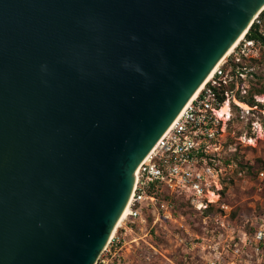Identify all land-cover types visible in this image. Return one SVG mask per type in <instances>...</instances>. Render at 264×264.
Wrapping results in <instances>:
<instances>
[{
  "label": "water",
  "instance_id": "obj_1",
  "mask_svg": "<svg viewBox=\"0 0 264 264\" xmlns=\"http://www.w3.org/2000/svg\"><path fill=\"white\" fill-rule=\"evenodd\" d=\"M264 0H0V264H94L142 160Z\"/></svg>",
  "mask_w": 264,
  "mask_h": 264
},
{
  "label": "built area",
  "instance_id": "obj_2",
  "mask_svg": "<svg viewBox=\"0 0 264 264\" xmlns=\"http://www.w3.org/2000/svg\"><path fill=\"white\" fill-rule=\"evenodd\" d=\"M259 31L264 36V22ZM264 52L262 39L244 37L232 53L219 64L213 77L188 102L136 169L128 213L94 264H129L125 253L127 234L144 211L155 207L161 196L181 195L201 212L217 213L212 236L199 254L205 264H254L264 254V216L251 223L249 230L236 228L230 218L232 205L224 200L222 181L230 167L222 159L226 129L219 109L229 98V88L238 90L245 78L236 65L259 58ZM246 70L247 68L244 67ZM225 89L221 102L219 91ZM236 102L237 100L234 99ZM238 103V102H237ZM264 178V169L259 172ZM208 213V212H207Z\"/></svg>",
  "mask_w": 264,
  "mask_h": 264
},
{
  "label": "rangeland",
  "instance_id": "obj_3",
  "mask_svg": "<svg viewBox=\"0 0 264 264\" xmlns=\"http://www.w3.org/2000/svg\"><path fill=\"white\" fill-rule=\"evenodd\" d=\"M247 69L243 87H228L231 117L222 119L226 129L221 155L229 163L222 181L224 200L232 205L233 226L249 230L264 216V52L259 58L241 62ZM254 97L251 106L242 99ZM234 99L238 100L237 103ZM248 109V110H247ZM214 212H201L181 195L161 196L155 207L128 231L125 248L129 264H205L200 253L215 225ZM264 264V254L260 261Z\"/></svg>",
  "mask_w": 264,
  "mask_h": 264
},
{
  "label": "bare ground",
  "instance_id": "obj_4",
  "mask_svg": "<svg viewBox=\"0 0 264 264\" xmlns=\"http://www.w3.org/2000/svg\"><path fill=\"white\" fill-rule=\"evenodd\" d=\"M244 32L233 44L232 46L222 55V57L219 59L218 63L215 65V67L211 70L209 75L206 77V79L203 81V83L200 85V87L195 91V93L191 96L188 102H190L196 95L203 89L204 85L210 81V79L213 77L216 67L221 64L234 50V48L240 43V41L245 37ZM238 102V100H237ZM239 103V102H238ZM240 104V103H239ZM248 110V109H247ZM218 115L223 119H229L231 117V101L226 100L225 103L222 105V107L218 111ZM128 213V206H126L121 215L119 216L118 220L116 221L113 231L111 233L112 237L118 228L122 225L123 220L126 218Z\"/></svg>",
  "mask_w": 264,
  "mask_h": 264
},
{
  "label": "trees",
  "instance_id": "obj_5",
  "mask_svg": "<svg viewBox=\"0 0 264 264\" xmlns=\"http://www.w3.org/2000/svg\"><path fill=\"white\" fill-rule=\"evenodd\" d=\"M258 19H260L262 22H264V9L263 11L260 13ZM261 28V24L257 23V21H255L252 26L250 27V29L245 33V37L247 39H262L264 41V36L261 34V32L259 31V29ZM238 66H240L239 70L241 72H244V66L242 63H238L236 64ZM264 89L262 90H259V92H263ZM219 98L221 100V102L225 101L226 99V95H225V89H222L219 91ZM242 101H245L247 103H249L251 106H254L256 105V101L254 99L253 96H251V98L248 100V99H242ZM167 197H170L169 194L166 195ZM212 209L208 210L207 212H211ZM235 213V209L232 210V215Z\"/></svg>",
  "mask_w": 264,
  "mask_h": 264
}]
</instances>
